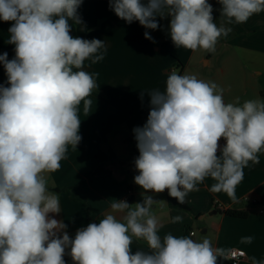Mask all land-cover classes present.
Listing matches in <instances>:
<instances>
[{"label": "clouds", "instance_id": "1", "mask_svg": "<svg viewBox=\"0 0 264 264\" xmlns=\"http://www.w3.org/2000/svg\"><path fill=\"white\" fill-rule=\"evenodd\" d=\"M217 25L208 0H109L120 19L138 21L145 29L160 27L157 17H170L169 34L176 48L215 52L221 37L264 12V0H218ZM83 0H0V20L12 22L7 43L15 57L0 55L8 86L0 85V264H217L226 250L211 240L168 233L154 206L161 201L148 192L168 190L185 204L190 192L211 178L210 191L236 201V186L249 162L264 154V98L225 103L223 89L195 74L167 76L164 91L148 92L150 111L143 127L133 129L139 156L134 183L143 189L142 202L114 199L111 211L70 238L67 224L49 216L61 212L59 195L49 191L44 173L56 172L68 146L77 149L83 102L97 87L84 70L86 60L102 61L107 48L100 39L70 35L73 25L84 30L78 8ZM71 21V23H70ZM145 38L152 40L146 31ZM153 42H155L153 40ZM224 139L221 148L219 141ZM220 151V155L217 152ZM122 214L117 218L115 214ZM182 221L180 215L172 223ZM148 250L133 252V240ZM254 237H242L250 244ZM251 264L264 259L251 257Z\"/></svg>", "mask_w": 264, "mask_h": 264}, {"label": "crops", "instance_id": "2", "mask_svg": "<svg viewBox=\"0 0 264 264\" xmlns=\"http://www.w3.org/2000/svg\"><path fill=\"white\" fill-rule=\"evenodd\" d=\"M90 1L94 7L103 5L78 10L84 30L73 25L70 35L105 41L107 51L102 61L92 64L86 60L84 64L85 71L98 75L95 76L97 87L89 97L90 112L84 113L83 102L79 105L82 139L77 149L69 145L61 168L44 173L49 191L66 190L57 193L61 212L49 216L67 224L70 238H74L78 229L99 222L111 211L114 199L129 204L143 201V189L134 183V177L139 174L135 167L139 150L133 129L147 122L151 107L148 92L164 91L167 76L173 70L215 82L223 89L225 103L237 97L241 103L264 98V12L254 14L245 23L226 25L231 32L218 40L215 52L208 53L176 48L169 34L170 17H157L160 27L156 30L145 29L138 21L129 24L117 17L109 7V0ZM208 2L219 25L222 5L218 0ZM11 23L0 20V55L7 53L9 60L15 57V46L7 43ZM146 31L152 40L145 38ZM6 79L0 63V85L8 86ZM218 143L222 148L226 141L221 139ZM220 154L218 151L217 155ZM259 159L258 164L249 162L244 168V178L235 189L236 201L223 192L212 193L209 189L215 181L210 177L197 185L199 191L187 195L185 204L170 197L167 189L146 193L161 201L154 206L161 238L168 233L189 236L194 231L191 236L194 240L208 238L214 247L226 250L227 254L233 248L244 249L248 255L246 264H251L253 256L264 259V202H261L264 154ZM229 208L248 211L249 216L235 218L221 212ZM115 215L118 219L122 216ZM177 215L182 221L172 223ZM246 236L254 237L252 243L241 242ZM132 248L133 252L148 250L146 242L135 239ZM67 251L65 264H73ZM217 264L231 262L218 258Z\"/></svg>", "mask_w": 264, "mask_h": 264}, {"label": "built area", "instance_id": "3", "mask_svg": "<svg viewBox=\"0 0 264 264\" xmlns=\"http://www.w3.org/2000/svg\"><path fill=\"white\" fill-rule=\"evenodd\" d=\"M195 234L194 231L190 232V235L193 236ZM228 256L231 264H246L247 262V253L244 249L233 248L229 251Z\"/></svg>", "mask_w": 264, "mask_h": 264}, {"label": "trees", "instance_id": "4", "mask_svg": "<svg viewBox=\"0 0 264 264\" xmlns=\"http://www.w3.org/2000/svg\"><path fill=\"white\" fill-rule=\"evenodd\" d=\"M178 62H180L179 60H178ZM219 156V155H218ZM54 190V192H56V193H61V192H64V191H66V190H64V189H60V188H56V189H53ZM131 190V189H130ZM76 199V198H75ZM77 200V199H76ZM261 202H264V195L262 196V198H261ZM221 212H223V213H225L226 215H228V216H231V217H235V218H247L248 216H249V212L248 211H245V210H238V209H236V208H229V209H227V210H223V211H221ZM90 222H92L91 220H90ZM96 223H98V222H96Z\"/></svg>", "mask_w": 264, "mask_h": 264}, {"label": "rangeland", "instance_id": "5", "mask_svg": "<svg viewBox=\"0 0 264 264\" xmlns=\"http://www.w3.org/2000/svg\"><path fill=\"white\" fill-rule=\"evenodd\" d=\"M101 5H103V3H101V4L97 5V6H101ZM97 6H95V7H97ZM95 7L92 5L90 0H83V3L78 8V10H80V9H97ZM101 20H104L103 16L101 17ZM101 20H99V21H101ZM13 53H15V51H13Z\"/></svg>", "mask_w": 264, "mask_h": 264}, {"label": "water", "instance_id": "6", "mask_svg": "<svg viewBox=\"0 0 264 264\" xmlns=\"http://www.w3.org/2000/svg\"><path fill=\"white\" fill-rule=\"evenodd\" d=\"M213 213H216V211H214Z\"/></svg>", "mask_w": 264, "mask_h": 264}]
</instances>
